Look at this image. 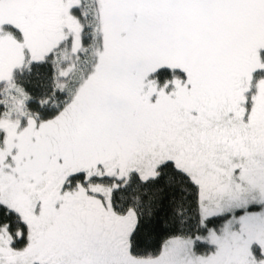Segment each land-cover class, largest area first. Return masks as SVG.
Instances as JSON below:
<instances>
[{
    "label": "snow or ice",
    "instance_id": "obj_1",
    "mask_svg": "<svg viewBox=\"0 0 264 264\" xmlns=\"http://www.w3.org/2000/svg\"><path fill=\"white\" fill-rule=\"evenodd\" d=\"M0 264H264V0H0Z\"/></svg>",
    "mask_w": 264,
    "mask_h": 264
}]
</instances>
